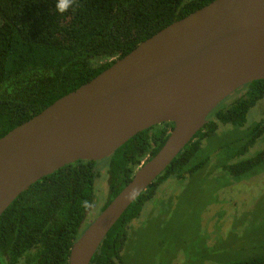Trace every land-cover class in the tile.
<instances>
[{"label": "trees", "instance_id": "trees-1", "mask_svg": "<svg viewBox=\"0 0 264 264\" xmlns=\"http://www.w3.org/2000/svg\"><path fill=\"white\" fill-rule=\"evenodd\" d=\"M212 0H0V137L74 90L125 55L139 42ZM233 97L231 100L229 98ZM264 97V79L230 93L166 168L130 203L108 230L89 264H120L122 248L148 200L169 176L185 177L206 164L195 159L219 124L242 126L248 110ZM228 98V99H227ZM227 100V101H226ZM172 121L137 132L106 158L107 196L100 211L130 180L141 160L166 140ZM264 136V119L255 122L229 149L244 154ZM264 160V147L251 157L220 167L232 176ZM95 161L78 159L42 176L21 191L0 214V263L67 264L69 249L96 207ZM90 223V222H89ZM224 264H264V255Z\"/></svg>", "mask_w": 264, "mask_h": 264}, {"label": "water", "instance_id": "water-1", "mask_svg": "<svg viewBox=\"0 0 264 264\" xmlns=\"http://www.w3.org/2000/svg\"><path fill=\"white\" fill-rule=\"evenodd\" d=\"M257 79H264V0L210 1L0 137V214L42 176L78 159L105 158L137 132L172 121L159 150L72 243L67 264H89L108 230L210 111Z\"/></svg>", "mask_w": 264, "mask_h": 264}, {"label": "rangeland", "instance_id": "rangeland-1", "mask_svg": "<svg viewBox=\"0 0 264 264\" xmlns=\"http://www.w3.org/2000/svg\"><path fill=\"white\" fill-rule=\"evenodd\" d=\"M261 119L264 97L248 110L242 126L234 129L220 123L216 133L204 140L195 158L205 157L203 167L160 183L154 199L146 201L131 222L120 264H224L264 255V160L240 176L220 167L223 161L251 157L264 147L261 136L244 154L229 158V149L239 143L232 138ZM106 161L94 163L98 202L82 229L106 199ZM0 264L6 262L1 259Z\"/></svg>", "mask_w": 264, "mask_h": 264}, {"label": "clouds", "instance_id": "clouds-1", "mask_svg": "<svg viewBox=\"0 0 264 264\" xmlns=\"http://www.w3.org/2000/svg\"><path fill=\"white\" fill-rule=\"evenodd\" d=\"M69 6H70V0H60L58 4V10L60 12H64L68 9Z\"/></svg>", "mask_w": 264, "mask_h": 264}, {"label": "flooded vegetation", "instance_id": "flooded-vegetation-1", "mask_svg": "<svg viewBox=\"0 0 264 264\" xmlns=\"http://www.w3.org/2000/svg\"><path fill=\"white\" fill-rule=\"evenodd\" d=\"M145 159H142L141 162H144Z\"/></svg>", "mask_w": 264, "mask_h": 264}, {"label": "built area", "instance_id": "built-area-1", "mask_svg": "<svg viewBox=\"0 0 264 264\" xmlns=\"http://www.w3.org/2000/svg\"><path fill=\"white\" fill-rule=\"evenodd\" d=\"M141 163H143V162H141Z\"/></svg>", "mask_w": 264, "mask_h": 264}]
</instances>
